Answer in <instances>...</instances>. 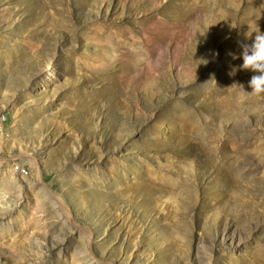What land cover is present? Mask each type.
Here are the masks:
<instances>
[{
    "label": "rangeland",
    "instance_id": "1",
    "mask_svg": "<svg viewBox=\"0 0 264 264\" xmlns=\"http://www.w3.org/2000/svg\"><path fill=\"white\" fill-rule=\"evenodd\" d=\"M257 27L264 0H0V264H264V94L230 88Z\"/></svg>",
    "mask_w": 264,
    "mask_h": 264
},
{
    "label": "clouds",
    "instance_id": "2",
    "mask_svg": "<svg viewBox=\"0 0 264 264\" xmlns=\"http://www.w3.org/2000/svg\"><path fill=\"white\" fill-rule=\"evenodd\" d=\"M236 58L235 56L233 57ZM242 69L250 70L255 73L248 83L250 92L244 91V85L233 83L230 88L239 89L242 95H260L264 94V33H261L259 28L255 31V38L252 44L242 46ZM198 66L201 64L207 65L209 61L205 58L197 60ZM236 69H233L229 75H234Z\"/></svg>",
    "mask_w": 264,
    "mask_h": 264
},
{
    "label": "built area",
    "instance_id": "3",
    "mask_svg": "<svg viewBox=\"0 0 264 264\" xmlns=\"http://www.w3.org/2000/svg\"><path fill=\"white\" fill-rule=\"evenodd\" d=\"M5 122V116L4 114H0V135L3 134V124Z\"/></svg>",
    "mask_w": 264,
    "mask_h": 264
}]
</instances>
